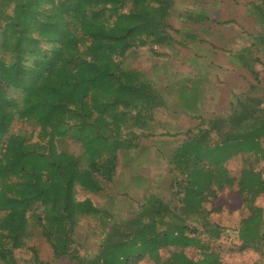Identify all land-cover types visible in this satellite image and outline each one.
Instances as JSON below:
<instances>
[{"label":"trees","instance_id":"1","mask_svg":"<svg viewBox=\"0 0 264 264\" xmlns=\"http://www.w3.org/2000/svg\"><path fill=\"white\" fill-rule=\"evenodd\" d=\"M170 3L0 2V264H20L14 251L24 246L31 220L52 244L56 257L73 259L79 245L69 233L81 217L112 222L110 214L89 199H77V191L96 194L102 189L99 177L112 180L118 152L137 149L134 139L145 121L143 113L163 104L144 73L116 58L147 41L168 44L165 17ZM237 112L233 111L234 117ZM240 116H236L239 130L226 133L220 144L209 146L203 137L186 133L173 163L182 178L173 182L171 191L177 198L181 189L188 210L206 218L210 211L201 204L207 189L221 192L237 186L236 194L249 212L240 221L239 249L260 252L264 264V207L255 206L256 199L264 197V114L258 126L249 129L240 127ZM17 121L37 128V140H32L33 131H14ZM65 139L79 145L78 154L58 149L56 142ZM238 156L245 160L236 181L226 164ZM151 213L144 209L140 215L147 216L148 223H135L133 232L117 240L112 241L115 234L104 233L97 254L82 257L80 264H131L143 257L153 264H231L201 242L195 229L168 226L164 216L156 210ZM170 247L176 250L164 257L161 251ZM191 247L198 249L195 259L185 255ZM29 250L31 264H42L37 251Z\"/></svg>","mask_w":264,"mask_h":264},{"label":"rangeland","instance_id":"2","mask_svg":"<svg viewBox=\"0 0 264 264\" xmlns=\"http://www.w3.org/2000/svg\"><path fill=\"white\" fill-rule=\"evenodd\" d=\"M170 1L165 17L166 31L171 36L168 44L158 46L147 41L116 58L123 66L144 73L159 91L163 104L143 113L145 121L134 139L137 149L118 152L117 172L112 180L106 182L99 177L102 189L96 194L77 191V199H89L100 211H107L112 222L81 217L69 233L79 245L73 259L56 257L52 244L31 220L22 240L24 246L14 251L20 264H31L29 249L37 251L42 264H80L82 257L92 259L105 241L104 233L115 234L114 241L133 232L135 223H148V217L140 215L144 209H150L151 214L156 210L168 226L185 224L195 229L200 241L215 248L223 262L263 264L260 252L239 249L240 221L249 212L236 194L237 186L221 192L208 188L201 208L210 214L204 218L188 210L181 200V189V196L174 197L171 185L182 178L173 165L174 153L189 130L212 146L220 144L226 133L239 130L238 115L241 128L258 126L264 114V7L261 0ZM3 57L8 58L9 52ZM253 86L255 89L250 90ZM235 110L238 112L234 117ZM12 127L14 131H33L32 140H37V128L32 125L17 121ZM56 144L59 150L74 154L80 151L71 139ZM244 160L243 156L233 157L226 164L236 181ZM255 206L264 207L263 196L256 199ZM211 209L219 212L211 213ZM161 224L158 226H164ZM10 245L9 241L6 246ZM174 250L166 248L161 254L167 257ZM197 252L191 247L185 255L195 259ZM131 264L153 262L143 257Z\"/></svg>","mask_w":264,"mask_h":264}]
</instances>
